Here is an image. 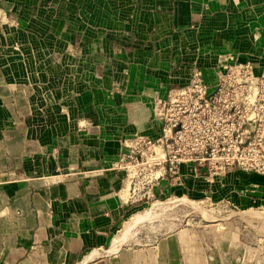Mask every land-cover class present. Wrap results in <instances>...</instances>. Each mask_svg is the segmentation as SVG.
Here are the masks:
<instances>
[{"label":"crops","instance_id":"obj_1","mask_svg":"<svg viewBox=\"0 0 264 264\" xmlns=\"http://www.w3.org/2000/svg\"><path fill=\"white\" fill-rule=\"evenodd\" d=\"M235 63L264 75V0H0V264L251 263L182 231L109 254L139 204L115 167L129 141L159 136L171 88ZM233 171L246 203L264 201V175Z\"/></svg>","mask_w":264,"mask_h":264},{"label":"built area","instance_id":"obj_2","mask_svg":"<svg viewBox=\"0 0 264 264\" xmlns=\"http://www.w3.org/2000/svg\"><path fill=\"white\" fill-rule=\"evenodd\" d=\"M155 114L162 121L159 136L132 137L128 153L115 163L128 182L138 173L156 179L160 169L173 174L183 165L264 174V75L251 64L227 65L216 83L197 75L171 88Z\"/></svg>","mask_w":264,"mask_h":264},{"label":"rangeland","instance_id":"obj_3","mask_svg":"<svg viewBox=\"0 0 264 264\" xmlns=\"http://www.w3.org/2000/svg\"><path fill=\"white\" fill-rule=\"evenodd\" d=\"M184 166L192 168L196 178L204 180L202 184L186 183ZM202 169L201 173L193 165H183L173 174L160 169L156 179L149 172L138 173L128 189L139 204L126 215L109 254L115 255L122 247L158 248L168 236L182 231L192 239L188 240L190 250L193 246L198 253L211 256L219 247L236 242L242 249V259L252 261L249 264H264V201L246 203L244 191L232 188L233 179L238 181L237 186L243 179L241 174H233L237 171L210 173L207 167ZM150 177L154 181H145ZM163 179L166 185L154 190ZM250 248L257 252L250 254Z\"/></svg>","mask_w":264,"mask_h":264}]
</instances>
